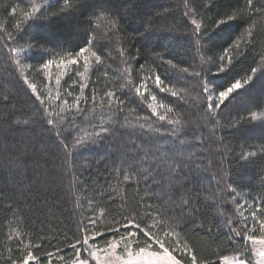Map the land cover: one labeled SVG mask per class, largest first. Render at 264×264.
I'll use <instances>...</instances> for the list:
<instances>
[{"label": "snow or ice", "instance_id": "snow-or-ice-1", "mask_svg": "<svg viewBox=\"0 0 264 264\" xmlns=\"http://www.w3.org/2000/svg\"><path fill=\"white\" fill-rule=\"evenodd\" d=\"M183 6L186 24L190 25L188 35L200 53L198 67L201 70L191 65L182 67L159 54L146 67V62H140L138 57L126 56L123 48L118 53L120 65L113 69L106 63L112 60L111 52L106 51L110 44L98 42L100 28L93 26L106 24L112 36L119 31V19L109 15L110 10L104 6L103 0H29L27 8L15 5L8 9L13 18L18 14L20 16V19L15 20L12 31L0 25V40L3 41L0 52L6 53L7 58L22 72L25 67L34 68L45 80L42 93L37 83L30 81L28 76L23 77L35 109L36 120L33 122L50 126L57 141L56 148L63 150L65 162L77 149L87 146L82 137L74 135L76 129H73L72 124L76 118H87L89 123L93 120L102 121L92 124L94 129H99L92 134L95 137L92 143L96 139L111 138L117 134L127 138L119 164H114L110 173L112 179L116 180V186L110 181L107 184L111 190L107 199H113L112 193L119 197L120 219L113 217L110 224L100 228L97 221L108 213L105 207L95 206L88 223L83 224V227L78 225L79 234H74L75 238L67 244L73 253L70 264H253V260L255 264H264V198L260 203L247 199L237 201L239 194L234 187H229L232 194L229 199L234 204V211L226 212L218 208L217 215L224 218L222 226L228 229L229 238L236 241L237 246L233 248V254H221L216 260L201 257L195 243L189 242L187 237L189 225L206 227L205 221L201 219L200 189L193 185L189 173L185 171L189 167L188 163L170 155L172 149L165 148L163 144L152 151L155 137H150L151 132L161 134V128H153V117L172 126L164 129L168 138L180 133L181 121L168 118L173 108L164 100L166 96L182 100V93L190 87L187 82L191 79L196 80L199 93L206 99L205 109L214 126L220 123L218 114L228 107V102L235 99L241 90L253 87L257 80L264 84V52L254 59L253 66L245 75L239 78L233 76L223 84H217L212 79L213 76L230 74L236 63L258 42L264 43V0H235L224 10L220 9L217 0H203L202 4L195 7L192 0H183ZM200 7L210 12L216 11V18L211 25L198 11ZM51 17L83 18L87 24L83 44L68 49L49 48L47 44L39 42L20 43L24 39L20 33L24 32L22 26L25 22ZM232 24L237 26L236 32L230 35L226 45L219 46L218 55L210 56V33L213 29L222 30ZM27 27H31V24ZM241 28L243 31H240ZM112 36L108 37L109 41ZM37 51L40 55H29ZM31 60L36 63L22 62ZM53 68L58 71L53 73ZM161 68H164L163 74ZM101 70L103 79L109 83L98 93L100 75H97L96 80H92V76L101 73ZM134 71L136 77L133 76ZM72 72L75 74L72 75ZM65 75L69 76L71 83L68 80L64 83L69 88L75 86L79 89V95L73 98L71 104L63 96H72V92L67 88L61 92V80ZM53 76L55 91L50 87L53 85ZM179 84L184 85L180 91L177 90ZM85 89L89 90L88 96L85 95ZM4 100L11 102L9 96H5ZM134 106H139L146 114L130 119L129 114L137 111ZM249 111L251 119L258 120L264 126V111ZM105 114L108 117L106 122ZM28 123L15 121L17 126ZM258 155L264 157V143L250 146L249 150L241 152L240 158L246 160ZM16 159L19 160V157ZM127 186L136 189L137 199L132 203L121 192V188ZM100 195L104 196V193ZM215 199L219 200L220 197ZM87 202L89 205L94 204L93 199ZM43 203L48 204L46 198ZM209 206L216 207V204L214 202ZM13 215H18L17 211ZM207 230L211 233L213 228L208 227ZM216 231H220L219 226ZM102 238L103 247L99 243ZM7 239L15 242L14 247H7V264H52V258L62 251L57 248L43 253L45 260L37 254L43 239L39 243L31 238L25 242V234L19 229H13ZM241 241H247L250 247H244ZM15 249L19 251L13 256ZM58 258L63 260L62 255ZM64 264L69 262L64 261Z\"/></svg>", "mask_w": 264, "mask_h": 264}, {"label": "trees", "instance_id": "trees-1", "mask_svg": "<svg viewBox=\"0 0 264 264\" xmlns=\"http://www.w3.org/2000/svg\"><path fill=\"white\" fill-rule=\"evenodd\" d=\"M28 3L29 0H0V25L12 31L15 20L20 19V16L18 14L13 18L8 9L15 5L27 8ZM202 3L203 0H192L194 7ZM217 3L224 10L234 4L235 0H217ZM103 4L110 10L109 15L119 19V31L115 36H112L106 24L93 25L100 28L98 42L110 44L106 51L111 52L112 60L106 63L113 69L120 65L121 57L118 53L123 48L126 56L138 57L140 62H146V67L159 54L182 67L191 65L201 70L198 67L200 53L188 35L190 25L186 24L187 18L183 15V0H103ZM198 11L207 18L206 23L209 25L216 18L215 10L210 12L200 7ZM28 24L31 27H27ZM22 27V45L31 41L47 44L49 48L72 49L83 44L87 24L83 18L51 17L25 22ZM236 29L234 24L222 30L213 29L208 42L211 49L208 54L218 55L219 46L226 45ZM109 36H112L111 41L108 40ZM2 43L0 40V47ZM261 52H264V43L258 42L254 49L236 63L230 74L213 76V81L223 84L233 76L239 78L245 75ZM29 55L38 56L40 53L37 51ZM22 62L36 63L35 60ZM156 62L159 63L158 60ZM57 71L52 69L53 73ZM102 71L92 76V80H96L97 75H100L98 93L109 83L103 79ZM160 71L163 74L164 68ZM24 76L37 83L43 93L45 80L34 68L25 67L22 72L7 58L6 53L0 52V264H7V247H14L15 242L7 239L13 229H19L25 234V242L29 238L37 243L43 239L42 247L37 252L42 259L46 260L43 253L59 248L62 251L52 258V264H64V261L70 264L73 253L67 244L75 238L74 234H79L78 225L83 227V224L88 223L95 206L105 207L108 213L105 218L97 221L100 228L110 224L113 217L120 219L119 197L112 193L113 199H107L111 191L107 184L110 181L116 186V180L112 179L110 173L113 165L119 164L127 138L117 134L111 138L96 139L92 143L95 139L92 134L99 130L94 129L92 124H100L102 121L93 120L89 123L87 118H76L72 124L73 129H76L74 135L82 137L87 146L77 149L65 162L63 150L56 148L54 131L42 122H33L36 114L30 90L23 82ZM133 76L136 77L135 71ZM54 79L53 76V85H50L53 91ZM65 80L71 83L69 76L65 75L61 80V92L65 88L72 92V96H63L71 104L73 98L79 95V89L75 86L69 88ZM187 83L190 87L182 93V100L170 96L164 100L173 108L168 118L181 121L180 133L174 138H168L164 129L172 126L153 117V128H161V134L151 132L150 137H155V147L151 150L163 144L165 148L172 149L170 155L188 163L189 167L185 171L189 173L193 185L200 189L201 219L205 221L206 227L189 225L187 237L189 242L195 243L201 257L216 260L221 254H233V248L237 246L236 241L229 238L228 229L222 226L224 218L217 215L218 208L226 212L234 211V204L229 199L232 195L229 187H234L239 194L237 201L247 199L249 202L256 200L260 203L264 198V157L240 158L242 151L264 143V126L258 120H252L249 111H264V84L257 80L253 87L241 90L235 99L228 102V107L221 110L218 114L220 123L214 126L207 115L206 99L199 93L196 80L191 79ZM182 87L184 85L179 84L177 90L180 91ZM85 95H89L88 89H85ZM5 96H9L10 103L4 100ZM81 106L84 107L83 104ZM134 107H137V111L129 114L130 119L146 114L139 106ZM107 119L105 114L104 122ZM16 120L29 123L17 126ZM189 157L192 159L189 160ZM121 192L129 203L137 199L133 186L121 188ZM100 193H104V196ZM217 196L219 200L215 199ZM44 198L48 201L47 205L43 203ZM89 199L94 200L93 205L88 204ZM214 202L216 207H210ZM14 211L18 215L14 216ZM217 226L220 227L219 232L216 231ZM208 227L213 228L211 233ZM99 243L101 247L104 246L103 238ZM240 244L249 247L247 241H241ZM18 251L15 249L13 256ZM61 255L63 260L58 258Z\"/></svg>", "mask_w": 264, "mask_h": 264}, {"label": "rangeland", "instance_id": "rangeland-1", "mask_svg": "<svg viewBox=\"0 0 264 264\" xmlns=\"http://www.w3.org/2000/svg\"><path fill=\"white\" fill-rule=\"evenodd\" d=\"M48 40H50V38H47ZM250 247V244H249ZM254 256V253L252 254ZM253 264H255V260H253Z\"/></svg>", "mask_w": 264, "mask_h": 264}]
</instances>
